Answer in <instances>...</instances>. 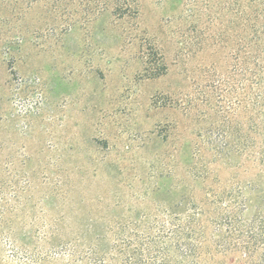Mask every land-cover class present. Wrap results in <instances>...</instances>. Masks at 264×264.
Wrapping results in <instances>:
<instances>
[{
  "label": "rangeland",
  "instance_id": "374dc122",
  "mask_svg": "<svg viewBox=\"0 0 264 264\" xmlns=\"http://www.w3.org/2000/svg\"><path fill=\"white\" fill-rule=\"evenodd\" d=\"M244 236L264 0H0V264H234Z\"/></svg>",
  "mask_w": 264,
  "mask_h": 264
},
{
  "label": "trees",
  "instance_id": "16d2710c",
  "mask_svg": "<svg viewBox=\"0 0 264 264\" xmlns=\"http://www.w3.org/2000/svg\"><path fill=\"white\" fill-rule=\"evenodd\" d=\"M243 247L242 249L246 252L245 256L240 258L238 262H233L234 264H264V253L256 256V252L259 249L264 248V238L261 237H246L242 238ZM256 257L258 259H256ZM163 264V262H160Z\"/></svg>",
  "mask_w": 264,
  "mask_h": 264
}]
</instances>
